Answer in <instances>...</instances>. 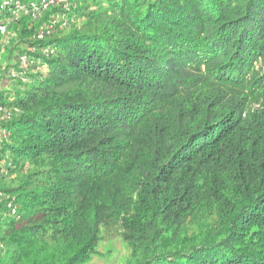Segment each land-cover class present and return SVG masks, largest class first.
<instances>
[{
  "label": "trees",
  "instance_id": "16d2710c",
  "mask_svg": "<svg viewBox=\"0 0 264 264\" xmlns=\"http://www.w3.org/2000/svg\"><path fill=\"white\" fill-rule=\"evenodd\" d=\"M72 4L0 35V264H264V0Z\"/></svg>",
  "mask_w": 264,
  "mask_h": 264
},
{
  "label": "built area",
  "instance_id": "2783aa9c",
  "mask_svg": "<svg viewBox=\"0 0 264 264\" xmlns=\"http://www.w3.org/2000/svg\"><path fill=\"white\" fill-rule=\"evenodd\" d=\"M58 9L53 10V8ZM73 8L72 0H0V35L6 37L11 32V27L24 19H28L29 23L39 21L41 15L45 12L53 10L48 20L39 28L36 34L37 40H43L46 36L53 34L56 30L67 29L71 24L75 23V18L70 15ZM46 52H48L46 50ZM49 53H52L49 51ZM18 62L20 68L26 70L30 65V61L26 55H19ZM10 78L17 77L14 70H10ZM22 83L26 79H21ZM2 135L6 133L2 130ZM6 207L11 216H16V205L12 200H6Z\"/></svg>",
  "mask_w": 264,
  "mask_h": 264
},
{
  "label": "rangeland",
  "instance_id": "374dc122",
  "mask_svg": "<svg viewBox=\"0 0 264 264\" xmlns=\"http://www.w3.org/2000/svg\"><path fill=\"white\" fill-rule=\"evenodd\" d=\"M11 42H12L11 39L2 40L0 46H3L5 48L4 52L9 51L11 49L12 47ZM13 42H15V40ZM6 63L7 62L5 61L4 57L0 58L1 65H5ZM42 72H44V70H42ZM15 88L16 86L6 85L1 89V92H5V90L6 92L7 91L12 92V90L16 91ZM11 112L13 113L17 112V108ZM1 116L2 113H0V117ZM11 180H12L11 178L0 179V186L2 187L8 186L11 183ZM0 198H1V194H0ZM97 250L100 253V255L93 256L89 264H132L129 248L126 247V244H124L120 239V237L116 234H114V236L107 235V237H104L103 240L98 244Z\"/></svg>",
  "mask_w": 264,
  "mask_h": 264
}]
</instances>
